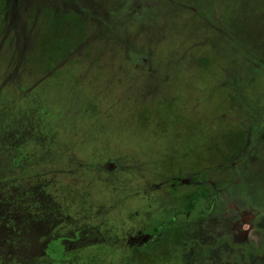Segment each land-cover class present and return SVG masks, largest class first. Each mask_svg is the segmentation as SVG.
I'll return each mask as SVG.
<instances>
[{"label":"rangeland","instance_id":"obj_1","mask_svg":"<svg viewBox=\"0 0 264 264\" xmlns=\"http://www.w3.org/2000/svg\"><path fill=\"white\" fill-rule=\"evenodd\" d=\"M262 223L264 0H0V264H264Z\"/></svg>","mask_w":264,"mask_h":264},{"label":"flooded vegetation","instance_id":"obj_2","mask_svg":"<svg viewBox=\"0 0 264 264\" xmlns=\"http://www.w3.org/2000/svg\"><path fill=\"white\" fill-rule=\"evenodd\" d=\"M211 217L214 218L213 223H218L216 214H213ZM186 220H187V222H190V224L193 223V221L192 220H189L188 218ZM196 220H198V219H196ZM175 222H176V220L174 221V223ZM261 227H264V223L261 224ZM158 228L161 230V233L159 231H156L154 234H152L151 236H149V238H144V240L138 239L136 241V244H133V243L130 242L129 248L132 249L133 252H132V254H131L130 258H129L130 262L128 264H142V263H139L137 261V257H136L137 254L134 253L135 250L136 251L139 250L138 252H140V254L148 253V254L151 255V248H152V246L155 245L156 242L159 239H161V238H162V240H161V247L164 246V237H163V234H164V224L161 225V226H158ZM260 233L262 234V232H260ZM261 234H259V235L261 236ZM56 243H57V241L51 240L49 246H51V245L55 246ZM62 243H64V242H62ZM227 245L228 244H226V246ZM49 246H48V248H49ZM232 250L233 249H232L231 246H228V247H225L224 246V251H226V253L229 252V251L232 252ZM48 251H47V253H48ZM53 251H50L48 253V256H50L52 258V261L57 262L59 260H57L55 258L57 256L56 251L55 250H53ZM61 254L63 255V257L61 258L60 261L63 262V264H66L68 262H72L73 263L74 259H76L74 257H73L74 258L73 259V258H71V256H69V254H72V252H69V253L68 252H61ZM64 256H69V257L66 258ZM118 256H120V251H118ZM86 264H90V262L88 261V262H86Z\"/></svg>","mask_w":264,"mask_h":264}]
</instances>
